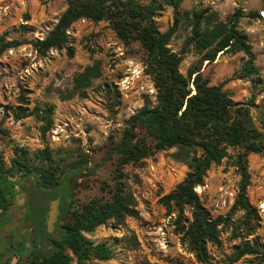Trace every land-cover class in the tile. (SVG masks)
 <instances>
[{"label":"rangeland","instance_id":"obj_1","mask_svg":"<svg viewBox=\"0 0 264 264\" xmlns=\"http://www.w3.org/2000/svg\"><path fill=\"white\" fill-rule=\"evenodd\" d=\"M67 6V0H0V38H44ZM205 7L218 12L223 20L238 9L243 11L239 27L249 35L257 54L256 64L264 74V0H184L182 3V8L187 10ZM251 13L259 16L253 17ZM155 21L162 32L168 30L174 23L173 7L166 6ZM68 33L72 55L67 48H52L42 55L28 43L0 51V121L7 132L0 135V152L7 165L17 153L26 151L34 157L36 152L48 148L52 162L62 173L61 182L70 165L80 163L72 190L80 204L94 197L108 198L118 179L125 183L133 193L138 215L127 216L120 225L110 220L86 233L95 242L107 240L114 247V257L102 264H201L175 230L176 213L170 214L160 203V198L175 189L189 171L186 163L172 156L175 148L157 151L140 163H128L121 168L116 159L106 158L107 146L121 139L129 117L147 101L156 102V88L147 72L144 49L137 42L124 43L105 20L81 18L71 25ZM190 34L188 23L181 22L169 46L180 52ZM199 58L193 49L184 53L181 71L188 75L190 68L200 65L210 84H221L234 101L248 103L253 119L258 125L264 123V90L250 78L235 74L241 69L245 54L226 51L214 61L204 63ZM96 63L101 67V76L87 89L88 96L64 99L72 90L75 77ZM46 104L54 106V123L46 133L42 130L43 123L34 115L15 119L11 110L21 105L32 110ZM138 131L141 136L147 135L143 127ZM248 159L247 195L254 209L251 226L236 228V224L244 221L245 211H235L234 224L225 226L220 244L210 246L213 264H264V149L250 153ZM233 161L234 158L227 157L222 163L213 164L204 183L196 187L200 201L213 217L227 216L239 193L242 176ZM36 178L37 174H33L17 180L16 205L12 209L16 216L13 220L17 222L29 219L37 224L35 208L44 203L49 207L53 200L46 190L39 200L24 194L25 182H34ZM25 211H30L28 216L24 215ZM186 216L191 217V209H187ZM4 218L0 222L2 232L11 220ZM62 225L60 222L58 226ZM37 240L28 249H37L41 242L39 237ZM241 242L258 245L263 253L244 254L235 262L229 261V255ZM51 244L42 243V249L51 251ZM10 259L11 264H28L21 259L17 262L14 256Z\"/></svg>","mask_w":264,"mask_h":264},{"label":"trees","instance_id":"obj_2","mask_svg":"<svg viewBox=\"0 0 264 264\" xmlns=\"http://www.w3.org/2000/svg\"><path fill=\"white\" fill-rule=\"evenodd\" d=\"M183 2L184 0H151L146 3L141 0H67L66 10L44 38L9 40L2 36L0 51L28 43L42 55L52 48H67L72 55V48L68 46V31L81 18L108 21L124 43H139L146 53L145 65L154 81L156 102L147 101L129 117L121 139L107 146L106 158L116 159L117 166L121 168L128 163H140L157 151L175 148L172 156L186 163L189 171L175 189L160 198V203L170 214L176 213L175 230L181 235L183 245L201 264H213L210 246L220 244L225 226L234 224V212L245 211L244 221L236 224V228H240V225L251 226L254 209L247 195L250 184L248 156L264 149V123L258 125L253 119L252 108L248 103L234 101L221 84H210L209 78L203 76L200 65L190 68L188 75L181 71L180 65L184 53L191 49L200 56L201 63L212 62L226 51L243 52L245 61L235 74L250 78L262 90L264 74L256 64L257 54L249 35L239 27V20L244 16L241 9L223 20L218 12L209 7L183 9ZM166 6L173 7L174 23L162 32L155 19ZM251 16L259 14L251 13ZM181 22L188 23L191 34L182 50L177 52L169 44ZM22 27L25 28L24 25ZM100 76L99 63L87 67L75 77L72 90L63 98L87 97V89ZM11 110L15 119L34 115L43 123V133L51 129L54 123L53 105H37L32 110L21 105L12 107ZM140 127L147 131V135H140ZM6 134L0 121V135ZM149 138L152 140L149 141ZM227 157L234 158V165L240 170L242 179L239 193L227 216L213 217L200 201L196 187L204 183L213 164H220ZM80 168V163L74 162L60 182L59 176L62 173L52 162L48 148L41 153L36 152L34 157L29 156L26 151L17 153L10 165H7L0 152L2 217H11L9 222L13 219L12 209L16 205L18 178L37 174L36 183L40 188L46 190L52 199L61 197L62 201L56 224L60 234L47 231L49 207H45L44 203L38 209L35 208L38 222L35 223L34 234L41 242L37 249L30 248L22 261L26 260L28 264H102L101 262L114 257V247L107 240L95 242L86 233L108 224L110 220L120 225L127 216H137L135 198L125 183L118 179L108 198L94 197L82 204L77 203L72 190ZM188 208L191 209L189 218L186 216ZM60 222L63 224L61 228L58 226ZM44 242L52 243L51 251L42 249ZM14 253L16 252H9L6 264H11L10 258ZM253 253L263 251L258 245L241 242L232 255H229V261L235 262L242 255Z\"/></svg>","mask_w":264,"mask_h":264},{"label":"flooded vegetation","instance_id":"obj_3","mask_svg":"<svg viewBox=\"0 0 264 264\" xmlns=\"http://www.w3.org/2000/svg\"><path fill=\"white\" fill-rule=\"evenodd\" d=\"M24 194L29 197L30 199H33L34 197H36L37 199L39 197H41L43 195V188H40V186L36 183V181H27L24 184ZM22 192V193H23ZM57 198V197H56ZM39 200V199H38ZM61 200V197H60ZM48 213V211H47ZM24 215L28 216L29 213H27V211L24 213ZM12 217H16L14 213H12ZM13 218V219H14ZM8 223L9 227L6 229V231H4V237H3V244H4V248H2V261L3 264H6V260L8 258V254L11 251H15L16 253H14V258L16 257L17 262H20V259H22V257L28 252V248L31 246L32 242H38V237L34 234V228H35V221L34 222H30L31 220L26 219L25 221L22 222H17L15 220H13ZM33 221V220H32ZM59 231V230H58ZM53 233H57V229L55 232ZM32 235V236H31ZM29 236L33 237V241L30 240ZM37 237V238H36ZM24 240V241H23ZM31 243V244H30ZM51 249L53 248V245L51 244L49 246ZM17 255V256H15ZM10 263H11V259H10Z\"/></svg>","mask_w":264,"mask_h":264},{"label":"water","instance_id":"obj_4","mask_svg":"<svg viewBox=\"0 0 264 264\" xmlns=\"http://www.w3.org/2000/svg\"><path fill=\"white\" fill-rule=\"evenodd\" d=\"M60 197H57L51 201V204L48 208L47 218H46V227L47 231L53 233L56 231V224L59 220L60 215ZM60 233V231H57Z\"/></svg>","mask_w":264,"mask_h":264},{"label":"crops","instance_id":"obj_5","mask_svg":"<svg viewBox=\"0 0 264 264\" xmlns=\"http://www.w3.org/2000/svg\"><path fill=\"white\" fill-rule=\"evenodd\" d=\"M3 217H2V215H1V213H0V222H2L3 220H5V218L4 219H2ZM7 229V228H6ZM3 237H4V231L2 232V231H0V261L2 262V254H3V250H2V248L4 247V244H3Z\"/></svg>","mask_w":264,"mask_h":264}]
</instances>
